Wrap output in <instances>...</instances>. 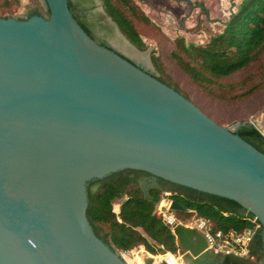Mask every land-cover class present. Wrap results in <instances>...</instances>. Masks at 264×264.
I'll return each instance as SVG.
<instances>
[{
  "label": "water",
  "instance_id": "95a60500",
  "mask_svg": "<svg viewBox=\"0 0 264 264\" xmlns=\"http://www.w3.org/2000/svg\"><path fill=\"white\" fill-rule=\"evenodd\" d=\"M45 2L49 15H0V264H130L88 218L105 189L244 213L262 228L249 254L264 264V152L237 132L262 131L257 120L218 123L151 57L148 69L99 43L69 0Z\"/></svg>",
  "mask_w": 264,
  "mask_h": 264
},
{
  "label": "trees",
  "instance_id": "16d2710c",
  "mask_svg": "<svg viewBox=\"0 0 264 264\" xmlns=\"http://www.w3.org/2000/svg\"><path fill=\"white\" fill-rule=\"evenodd\" d=\"M102 2L105 11L122 33L139 49L147 48L144 34L149 32L160 40H171L167 52L157 53L155 49L151 52L156 69L153 74L183 93L210 117L211 114L198 105L173 77L165 59L177 66L197 88L215 100L236 102L258 94L264 95V0H242L223 30L213 34L205 44L187 43L184 36L169 38L136 0ZM20 3L21 0H0V15H10ZM69 5L73 12L74 2L69 0ZM40 7H32L28 16L50 14L48 6L44 10ZM75 17L89 33V24L85 17ZM239 75H242L241 78H237ZM249 119L240 117L233 122ZM215 120L225 125L222 121ZM237 132L246 134L264 152V133L254 124L247 122ZM160 197L146 196L141 190L105 189L100 203H88L87 215L96 234L106 243L124 252L143 245L149 252L157 254L163 245L166 250L180 252L187 257L184 238L189 239L191 246L194 243L200 247L207 246L203 235L196 229L182 224L177 225L175 231L171 229L155 210ZM172 198L189 208L188 211H177L184 220L205 217L213 228L225 230H243L256 226L250 247L262 236L258 220L253 222L244 213L234 214L233 220L226 217L221 206L205 207L194 201ZM118 199L121 201L117 213L114 203ZM222 256L225 262L221 264H261V257L255 259V254L243 257L229 254Z\"/></svg>",
  "mask_w": 264,
  "mask_h": 264
},
{
  "label": "rangeland",
  "instance_id": "374dc122",
  "mask_svg": "<svg viewBox=\"0 0 264 264\" xmlns=\"http://www.w3.org/2000/svg\"><path fill=\"white\" fill-rule=\"evenodd\" d=\"M79 11L86 0H72ZM197 5L189 14L190 6L188 2L180 0H136L145 12L161 26L169 38L184 36L187 43L205 44L209 38L223 30L225 22L230 19L232 13L236 12L242 0H192ZM98 8L88 21L93 29L102 37L108 39L116 47L125 51L133 58L147 64L151 69L149 59L151 52L155 49L157 53L167 52L171 46V40H160L158 36L150 32L144 34L147 44L146 49H139L135 46L119 29L118 25L106 15L101 0H97ZM38 5L42 10L47 8L45 0H21V3L10 15L17 17L27 16L28 11ZM203 5V6H202ZM161 51V52H160ZM164 57H166L164 55ZM165 59V58H164ZM169 70L173 77L179 81L181 86L187 90L192 98L205 111L211 114L214 119L222 121L227 126H232L234 120L246 117L257 120L258 125L264 133V95L258 94L252 98L229 102L215 100L204 91L197 88L193 82L168 59ZM153 63V62H152ZM154 65V64H153ZM155 67V66H154ZM154 71V70H153ZM239 75L237 78H241ZM120 199L115 201L119 206ZM180 219L181 216H179ZM131 262V264H142V261L149 262L148 250L143 246H138L130 251L119 250ZM151 253V252H150Z\"/></svg>",
  "mask_w": 264,
  "mask_h": 264
},
{
  "label": "built area",
  "instance_id": "2783aa9c",
  "mask_svg": "<svg viewBox=\"0 0 264 264\" xmlns=\"http://www.w3.org/2000/svg\"><path fill=\"white\" fill-rule=\"evenodd\" d=\"M173 200L172 197L161 196L155 205V210L173 231H175L176 226L179 224L196 229L203 235L208 248L215 254H229L240 257L249 254L250 242L256 226L247 227L243 230L234 228L225 230L222 228H213L205 217L188 220L180 219L177 210L171 207ZM252 221L256 222L257 220L252 219ZM160 247L162 249L157 254L148 252L150 257L149 262L143 261L142 264H186L180 252L175 253L171 250H166L163 245Z\"/></svg>",
  "mask_w": 264,
  "mask_h": 264
},
{
  "label": "flooded vegetation",
  "instance_id": "af4514ba",
  "mask_svg": "<svg viewBox=\"0 0 264 264\" xmlns=\"http://www.w3.org/2000/svg\"><path fill=\"white\" fill-rule=\"evenodd\" d=\"M88 1V3H85L84 6L82 7V11H79L76 6L73 8V13L74 15H78V16H83L85 17V19L87 20L88 24H89V34L95 38L99 43L105 45V46H108V47H111L113 49H115L116 51L120 52L121 54H123L124 56H126L127 58H130V59H135L133 58L131 55L127 54L125 51L121 50L120 48L116 47L113 43H111L108 39L106 38H102L92 27V25L89 23L88 21V18H89V15H92L94 12H95V9L98 8V4H97V0H86ZM180 1H185V2H188L189 6H190V11H189V14H191V12L194 10V8L197 7V5L199 4H195L193 2V7L190 5L189 1L187 0H180ZM101 3H102V6H103V9L105 11V8H104V5H103V2L101 0ZM203 6V5H202ZM30 11V10H29ZM28 11V13H29ZM106 15L109 16L111 19L112 17L110 15H108V13L105 11ZM28 17V14L27 16H24V17H21V18H27ZM113 21V19H112ZM137 60V59H136ZM196 251L198 252H201V250L195 246L193 247ZM203 258H204V261L207 263V264H221V263H224L225 260H224V257L222 256V254H215L213 253L212 251H210L209 249L208 250H205L203 252ZM189 260V264H193L192 262V259L190 257V255L188 256L187 258Z\"/></svg>",
  "mask_w": 264,
  "mask_h": 264
},
{
  "label": "crops",
  "instance_id": "0c3cea01",
  "mask_svg": "<svg viewBox=\"0 0 264 264\" xmlns=\"http://www.w3.org/2000/svg\"><path fill=\"white\" fill-rule=\"evenodd\" d=\"M195 246H197V247L201 250L202 253H203L205 250H208V249H209L207 246H205V247H200L197 243H194L192 247H195ZM209 250H210V249H209ZM210 251H211V250H210ZM186 253H187V257H184V256H183V257H184V259H185L186 264H189V260L187 259L188 256H189V254H188L187 251H186ZM142 263H143V261H142Z\"/></svg>",
  "mask_w": 264,
  "mask_h": 264
},
{
  "label": "bare ground",
  "instance_id": "6f19581e",
  "mask_svg": "<svg viewBox=\"0 0 264 264\" xmlns=\"http://www.w3.org/2000/svg\"><path fill=\"white\" fill-rule=\"evenodd\" d=\"M131 259H129L128 261H130Z\"/></svg>",
  "mask_w": 264,
  "mask_h": 264
}]
</instances>
